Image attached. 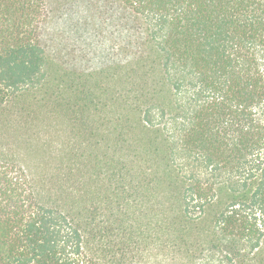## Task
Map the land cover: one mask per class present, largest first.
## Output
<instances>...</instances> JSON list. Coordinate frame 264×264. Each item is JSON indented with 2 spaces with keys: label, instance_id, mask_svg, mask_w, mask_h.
<instances>
[{
  "label": "trees",
  "instance_id": "16d2710c",
  "mask_svg": "<svg viewBox=\"0 0 264 264\" xmlns=\"http://www.w3.org/2000/svg\"><path fill=\"white\" fill-rule=\"evenodd\" d=\"M88 4L0 0V264H264V0Z\"/></svg>",
  "mask_w": 264,
  "mask_h": 264
},
{
  "label": "rangeland",
  "instance_id": "374dc122",
  "mask_svg": "<svg viewBox=\"0 0 264 264\" xmlns=\"http://www.w3.org/2000/svg\"><path fill=\"white\" fill-rule=\"evenodd\" d=\"M88 1L90 0H50L51 14L43 31V39L48 53L66 66L76 64L79 67H90L97 64L80 58L82 52L84 57H92L91 60L102 59L103 55L98 47L86 44L89 40L82 19L84 13H87L85 6ZM89 15L92 16L91 13ZM73 53L77 55V61L72 58Z\"/></svg>",
  "mask_w": 264,
  "mask_h": 264
}]
</instances>
